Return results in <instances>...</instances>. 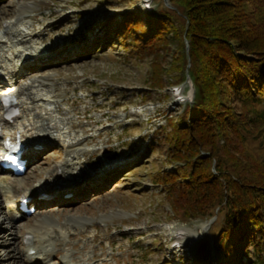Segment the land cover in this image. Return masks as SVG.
<instances>
[{
	"label": "rangeland",
	"instance_id": "1",
	"mask_svg": "<svg viewBox=\"0 0 264 264\" xmlns=\"http://www.w3.org/2000/svg\"><path fill=\"white\" fill-rule=\"evenodd\" d=\"M145 1L0 0V36L3 25L18 20L27 7L16 27L36 34L31 42L29 37L28 47L45 51L42 58L28 61L13 89L44 81L59 105L53 116L88 149L79 157L84 171L99 173L76 193L39 197L29 214L8 212L0 192V264H20L27 232L43 221L57 229L51 231L54 240L49 250L55 255L49 264H196L211 236L223 227L222 212L212 219L175 217L172 201L157 183L164 173L176 169L168 156L166 136L170 122L176 124L194 105L196 87L187 72H169L180 53L171 34L156 53L138 55L122 45L117 28L126 15L137 14L147 29V14L171 7L168 0H150L149 11ZM257 3L249 0L248 10L255 11ZM126 42L130 47L132 38L127 36ZM175 87L181 90L180 97L175 96ZM7 93L3 85L0 111ZM259 110L264 111V102ZM44 145L28 151L23 176L8 175L15 187L6 193L8 200H17L20 191L40 188L64 160L61 143ZM245 151L264 161V137L250 136ZM0 177L5 176L0 173ZM205 224L209 231H198ZM191 230L198 241L187 247ZM176 231L184 234L177 238ZM175 242L182 247H173ZM249 251L246 264L255 258L251 247ZM210 264L227 262L214 253Z\"/></svg>",
	"mask_w": 264,
	"mask_h": 264
},
{
	"label": "trees",
	"instance_id": "2",
	"mask_svg": "<svg viewBox=\"0 0 264 264\" xmlns=\"http://www.w3.org/2000/svg\"><path fill=\"white\" fill-rule=\"evenodd\" d=\"M168 2L171 7L147 14V29L137 14L117 28L124 48L138 55L156 53L171 34L180 53L169 72H187L196 87L194 105L170 122L166 136L176 169L157 183L177 218L224 213L223 227L196 264H210L214 253L227 264H246L249 247L251 264H264V161L245 151L250 136L264 137V0L254 5L257 14L248 10L249 0Z\"/></svg>",
	"mask_w": 264,
	"mask_h": 264
},
{
	"label": "bare ground",
	"instance_id": "3",
	"mask_svg": "<svg viewBox=\"0 0 264 264\" xmlns=\"http://www.w3.org/2000/svg\"><path fill=\"white\" fill-rule=\"evenodd\" d=\"M26 8H23L18 20H13L3 25L4 33L3 36H0V88L5 85L8 93L18 98L21 112L20 118L14 124H9L5 121V113L1 110L0 124L4 123L7 126L6 136L12 137L19 131L29 151L41 144L46 146L48 143L56 142L62 144L65 157L42 181L40 188L20 191L15 201L8 200L6 196V193L15 187L13 184L11 185L8 173H5L0 168V173L5 176L0 177L1 196L6 197L5 203L9 206L8 212L13 214L20 213L19 209L22 202L28 201V207L31 208L37 203L38 198L45 194L55 195L59 193L62 195L70 192L76 193L84 185L94 180L93 176L97 177L99 174H87L84 171L83 163L79 160V157L88 152V149L81 146L83 141L80 138L73 139L76 133L71 132L69 135V133L64 131L63 124L53 116L52 113H58L59 105L55 101L53 91L50 90L51 88L44 81L23 84L20 88L13 89L17 85L16 82L19 83L18 80L22 78V74L27 70L28 61L30 59H40L45 54L43 49H36L33 45L27 46L29 37L31 42V38L36 36L33 31L16 27L22 21L21 19L25 18ZM74 147L76 150L72 151L71 148ZM108 171L110 170L107 169ZM16 191L18 192V190ZM15 221V218H10L12 224ZM69 223H72V221ZM209 229L210 226L205 224L198 231L205 233ZM35 230L32 229L27 232L28 239L26 240L24 257L21 263L49 264L55 255L54 252L49 250V247L53 245L54 237L51 235V231H57L56 226L43 221L38 228L35 227ZM195 234V231H189L188 238L185 239L187 247L190 243L195 244V241H198ZM33 252L34 254H32ZM69 257L72 258L71 255Z\"/></svg>",
	"mask_w": 264,
	"mask_h": 264
},
{
	"label": "water",
	"instance_id": "4",
	"mask_svg": "<svg viewBox=\"0 0 264 264\" xmlns=\"http://www.w3.org/2000/svg\"><path fill=\"white\" fill-rule=\"evenodd\" d=\"M189 47H187V51H188Z\"/></svg>",
	"mask_w": 264,
	"mask_h": 264
}]
</instances>
